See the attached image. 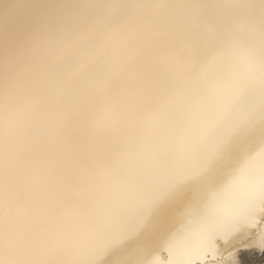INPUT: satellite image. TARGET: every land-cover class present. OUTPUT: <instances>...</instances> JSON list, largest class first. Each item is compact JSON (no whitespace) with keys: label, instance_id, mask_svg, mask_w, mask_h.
<instances>
[{"label":"snow or ice","instance_id":"obj_1","mask_svg":"<svg viewBox=\"0 0 264 264\" xmlns=\"http://www.w3.org/2000/svg\"><path fill=\"white\" fill-rule=\"evenodd\" d=\"M264 252V0H0V264H244Z\"/></svg>","mask_w":264,"mask_h":264},{"label":"bare ground","instance_id":"obj_2","mask_svg":"<svg viewBox=\"0 0 264 264\" xmlns=\"http://www.w3.org/2000/svg\"><path fill=\"white\" fill-rule=\"evenodd\" d=\"M26 3L31 4H90L96 2V0H25ZM240 2H246V0H240ZM246 252H258L260 253V249L258 248H246L242 250V253ZM264 264V263H261Z\"/></svg>","mask_w":264,"mask_h":264},{"label":"rangeland","instance_id":"obj_3","mask_svg":"<svg viewBox=\"0 0 264 264\" xmlns=\"http://www.w3.org/2000/svg\"><path fill=\"white\" fill-rule=\"evenodd\" d=\"M244 264H261L264 263V252H246L242 253Z\"/></svg>","mask_w":264,"mask_h":264}]
</instances>
